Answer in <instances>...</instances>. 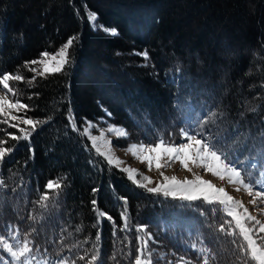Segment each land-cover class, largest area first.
I'll use <instances>...</instances> for the list:
<instances>
[{
    "label": "trees",
    "instance_id": "trees-1",
    "mask_svg": "<svg viewBox=\"0 0 264 264\" xmlns=\"http://www.w3.org/2000/svg\"><path fill=\"white\" fill-rule=\"evenodd\" d=\"M85 9L97 14L96 27ZM104 28H116L118 34ZM77 34L71 63L62 73L38 77L32 86L10 82L30 106L28 116L52 119L0 163V179L6 185L0 188V234H7L9 224L19 228L21 237L36 228L32 238L41 252L47 248L50 254L88 237L83 248L61 253L75 259L95 241L91 200L96 199L119 226L125 205L117 197L123 196L131 226L113 236L112 222L102 220L99 244L104 264H114L109 259L113 252L120 264H132L138 247L135 237L147 239L137 233L141 223L153 235V248L198 260L190 245L203 239L217 253L218 264H232V237L216 230L230 218L213 213L217 205L200 200L189 206L138 187L106 163L86 136L73 131L66 117L70 102L80 130L85 120L102 119L126 129L125 141L148 144L161 136L181 141V128L199 131V121L209 113H223L205 132L219 136L225 151L245 160L264 128V0H0V73L31 77L25 61L37 59L44 50L55 51ZM144 50L149 52L147 61L134 54ZM217 52L230 55L225 59L233 66L220 65L222 74L211 64ZM87 70L99 93L78 92V77ZM251 107L258 112L249 113ZM0 129L18 132L4 124ZM249 131L252 136L245 147ZM0 139L7 137L0 133ZM16 143L8 140L9 146ZM57 176L67 177L58 203L50 200L47 211L40 209L33 202ZM93 188L99 191L94 194ZM30 212L45 219L29 220ZM78 225L80 232L75 231Z\"/></svg>",
    "mask_w": 264,
    "mask_h": 264
},
{
    "label": "snow or ice",
    "instance_id": "snow-or-ice-1",
    "mask_svg": "<svg viewBox=\"0 0 264 264\" xmlns=\"http://www.w3.org/2000/svg\"><path fill=\"white\" fill-rule=\"evenodd\" d=\"M87 20L93 27H96L97 14L89 12ZM104 31L112 35L118 34L116 28H104ZM77 40L78 34L70 36L55 52L50 53L48 50H44L37 59L25 61L24 67L33 74L29 78L19 72L0 73V86L4 90L0 94V124L18 130V132H10L0 129V133H4L7 137V139H0V163L9 158L17 149L20 141H30L37 128L52 119V117H47L45 120H38L28 116L30 106L21 101L19 89L10 82H23L28 86H32L38 77L44 78L51 74L62 73L66 66L71 63L70 49ZM134 54L143 57L145 61L149 59L147 50L134 52ZM31 98L30 96L29 99ZM258 110L257 107L247 109L249 113H256ZM217 115L223 116V113L211 112L199 121V131H195L192 127L181 128L179 136L182 142L180 143L165 140L161 136L154 143H132L125 149L141 163H146L149 171L153 167L159 171L178 161L182 168L193 174L192 179L185 177L181 180L175 175L168 176L163 171H159L162 180L156 182L154 187H149L148 185L153 183L152 178L143 175L138 169L127 166L120 168V171L126 173L130 181L138 187L145 188L149 193L162 194L164 197H170L173 200L185 201L188 202L189 206L200 200L208 205H217L218 208L212 209L213 213L221 212L224 216L231 218L230 220L224 219L216 230L224 236L232 237L230 242L236 246L234 252L229 255V259L234 256L232 264H264V221L258 219L257 215H253L242 200L234 198L225 188L216 187L211 181L203 179L202 176L193 172L192 167L189 166L190 164L194 165L203 172L211 173L221 181L226 179L228 184L236 185L235 191H240L243 188L250 197L249 204L252 206L264 205V128L256 136L259 143L254 142L249 156L241 161L238 156L233 155L232 151H225L226 145L221 146L219 136L206 134L205 129L209 124L216 123ZM241 115L243 116L244 113H241ZM66 118L71 129L79 132L81 136H86L91 142V147L98 155L104 157L109 165L119 167L124 163L112 153V141L106 138L105 131L114 133L116 137H127L129 133L126 129L109 125L106 130H101L99 135H92L91 130L96 125L85 120L82 130H80L70 102ZM171 135L169 133V136ZM251 136L252 133L249 131L243 146H247V140ZM9 139L17 143L9 146ZM29 152H32L30 147ZM257 169L258 171H253ZM66 179V176L49 179L44 185L45 190L33 202L34 205L47 211L50 200L58 203V197L65 186L64 181ZM0 188H6L2 179H0ZM12 191L15 192L16 189ZM98 191V188L92 189L94 194ZM117 200L123 201L125 205L120 213L122 224L119 226L111 215L99 208L96 199L91 200L92 211L96 214V223L92 225L93 228L97 229L95 241L92 242L91 249H85L84 254L77 255L75 259L62 256L61 253L65 248L69 251L83 248L84 244L89 242L88 237L73 244H64L54 254H50L47 248L41 252L40 245L35 243L32 238L37 233L36 228L24 232L21 237L19 228L15 225H7V234H0V250L10 258L6 261V264H81V262L83 264H104L102 249L99 244L101 240L99 225L102 220L106 218L112 222L113 236H116L118 231H127L131 226L127 198L120 196L117 197ZM258 214L264 215V207L259 208ZM201 215H204L203 211H201ZM28 219L39 222L43 221L45 217L43 215L37 217L30 212ZM147 228L148 226L142 223L136 225L137 233H144L147 239L139 234L135 237L138 247L135 249L132 264H158V260L153 259V252L149 250V241L153 240V235L148 232ZM81 230L82 226H76V232ZM68 235L71 236L72 233L69 232ZM237 237L240 238V243L237 242ZM190 247L197 253L198 260L186 259L184 256H180L175 261H167V264H218L217 253L205 244L203 239L199 241V244L195 241L192 242ZM128 255H132V253L129 252ZM109 259L114 264H120L116 252H113ZM159 259H164V254H160Z\"/></svg>",
    "mask_w": 264,
    "mask_h": 264
},
{
    "label": "rangeland",
    "instance_id": "rangeland-1",
    "mask_svg": "<svg viewBox=\"0 0 264 264\" xmlns=\"http://www.w3.org/2000/svg\"><path fill=\"white\" fill-rule=\"evenodd\" d=\"M85 11H86L87 15L90 12L87 9H85ZM93 45H94V43H93ZM61 46H59L57 49H59ZM99 48H100V46H99ZM176 48L180 49L181 46H179L177 44ZM97 49L98 48H96L95 50H97ZM182 50H180V51L186 53V57L187 58L191 57L190 53L185 51L184 48H182ZM55 51H49V52L51 53V52H55ZM170 55L173 56V53H171ZM227 56L230 57V55H223L220 52H217V61L211 62V64H213V66L216 67L218 69V72L221 73V74L223 73V68H221L220 65L224 66V64H225L228 67L227 69H230V68L233 67V66L231 67L230 66V62H228L230 60L229 59L228 60L225 59ZM167 60H168V58H167ZM78 79L79 80H77L76 88L79 89L78 90L79 93L81 91L84 92L85 90L88 91L89 93H91V92L99 93V90L95 88L94 83L91 81L92 80V72H90L89 70H87V74L86 75L81 76L80 78L78 77ZM3 91L4 90H3L2 86H0V94H2ZM105 96H107V95H104V97ZM9 98L11 99L10 95H9ZM84 102H86V101H84ZM51 104H53V102H51ZM92 123L94 125H96V127L91 130V134L92 135H99V132L101 130H106L109 125H114V124L109 123L108 121L102 120V119H99V120H97L95 122H92ZM83 126H84V123L82 124V128H83ZM115 126H117V125H115ZM117 127H120V126H117ZM105 136H106L107 139L112 141V145H111L112 153L116 157H118L120 160H122L124 162L119 167H117L115 165H110V166H112V168H114L117 171H120V168L127 167V166H130L132 168L138 169V171L140 173H142L143 175H146V176H149V177L152 178L153 183L148 185L149 187H154L156 182L162 180V177H160V175H159V171H163L164 174L168 175V176L175 175L178 179H181V180L184 179L185 177H187L188 179H192L193 178V174L191 172H188L184 168H182L178 161L173 162L169 167L163 168V169H161L159 171L155 167H153L152 170L149 171L146 163H141L136 157L132 156L130 153L125 151V149L130 144L137 143V142H127V141H125L126 137H116L114 133H108L106 131H105ZM180 142H182V141H178L176 143H180ZM89 143H90L89 145L91 146V142L90 141H89ZM138 143H140V142H138ZM101 146L103 147V145H101ZM101 158H103L105 160V162L107 163V160L104 157L101 156ZM189 166L192 167L193 172H195L196 174L202 176L203 179L211 181L216 187L225 188L226 191L230 195H232L234 198L242 200L243 203L245 204V206L249 208V211L253 215H257L258 219L264 221V215H259L258 214L259 213V208L260 207H264V205H259L258 204L257 206L254 207L251 204H249L250 197L248 196V194L245 192V190L243 188H241L240 191H235L236 185L228 184L226 179L221 181L219 178L214 177L211 173L203 172L200 168H197L194 165L190 164ZM253 171L254 172L258 171V169L257 170H253ZM77 173H79V172H77ZM122 173L127 178V174L124 173V172H122ZM180 202L183 203V204L189 205L188 202H185V201H180ZM233 227H234V225H233ZM149 250H151L153 252V259L154 260H158V264H167V261H169V260L175 261L178 258L177 255H172L171 253H169V252L167 253L165 251H162L159 248L157 249V248L151 247V244H149ZM160 254H164V259H159ZM9 259L10 258L7 256V254L4 253L2 250H0V264H6V261L9 260ZM81 264H83V262H81Z\"/></svg>",
    "mask_w": 264,
    "mask_h": 264
}]
</instances>
